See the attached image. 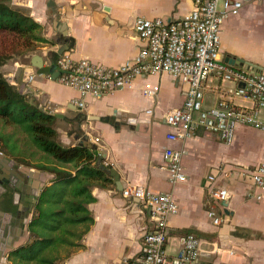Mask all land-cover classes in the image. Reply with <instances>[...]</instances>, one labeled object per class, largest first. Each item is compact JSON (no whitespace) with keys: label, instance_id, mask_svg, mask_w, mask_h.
Returning a JSON list of instances; mask_svg holds the SVG:
<instances>
[{"label":"crops","instance_id":"obj_1","mask_svg":"<svg viewBox=\"0 0 264 264\" xmlns=\"http://www.w3.org/2000/svg\"><path fill=\"white\" fill-rule=\"evenodd\" d=\"M17 6L27 9L42 24L43 36L49 40L31 58L39 54L44 65L51 66H56L63 46H68L66 51L73 58L118 66L134 58L142 45L134 28L137 17L179 19L194 8L192 0H21ZM221 55L224 60L226 56L243 58L254 64L247 69L264 72V0H246L239 14L224 21ZM31 58L29 62L13 60L2 71L41 106L57 113V123L67 122L65 131L57 127L64 144L88 136L87 142L104 149L100 152L105 164L119 176L116 180L111 174L114 181L109 188L93 189L96 200L90 209L95 222L83 239L84 248L61 264L136 262L151 223L150 212L140 201L123 196L122 188L129 184L173 194L179 210L168 219L169 253L178 250L180 235L193 232L201 241L203 264H264V197H255L257 188L244 174L264 161V131L240 125L234 141L226 144L219 135L200 126L191 138L170 141L165 115L183 105L187 89L171 74L143 76L131 88L95 98L60 84L50 72L33 71ZM148 83L159 85L154 98L143 92ZM80 98L86 101L82 109L73 103ZM206 98V107L212 106L216 94L210 92ZM236 101L249 103L239 97ZM149 109L151 113H147ZM167 146L183 150L185 181H169L163 160ZM240 151L255 159L243 161L246 167L237 172L233 164L240 161L236 159ZM6 157L11 162L0 168V264H11L9 251L28 239L27 224L34 203L26 201L27 194H39L52 178L49 173ZM11 171L17 175H12L17 184L27 187L25 197L24 191L10 188L6 179ZM211 175L229 189L230 197L225 202L211 198ZM213 208L222 217L219 225L213 224L208 215Z\"/></svg>","mask_w":264,"mask_h":264},{"label":"built area","instance_id":"obj_2","mask_svg":"<svg viewBox=\"0 0 264 264\" xmlns=\"http://www.w3.org/2000/svg\"><path fill=\"white\" fill-rule=\"evenodd\" d=\"M193 10L179 19L137 17L134 28L142 45L137 55L118 66H108L89 58H73L65 51L56 59L57 81L78 90L82 96L101 98L117 90L131 88L136 80L152 74L168 73L187 85L182 106L170 109L165 120L171 129L170 141L187 140L203 126L210 133L231 144L240 125L264 131V72L231 65L221 55V31L224 21L237 15L246 0H192ZM33 76H30L32 79ZM225 83H230L228 87ZM143 92L156 97L159 85L148 83ZM216 94L206 107V95ZM249 103H238L236 98ZM73 103L82 109L85 98ZM152 110H147L151 113ZM163 160L172 184L185 181L183 150L167 146ZM257 188L255 197H264V161L244 171ZM211 180V176L209 177ZM209 194L217 203L230 197L229 189L209 185ZM126 198L138 199L150 212L151 229L142 239L136 262L123 264H203L200 239L193 232L178 238V250L168 251V219L179 210L170 192H153L129 184L123 188ZM213 224L222 222L213 208L208 212Z\"/></svg>","mask_w":264,"mask_h":264},{"label":"trees","instance_id":"obj_3","mask_svg":"<svg viewBox=\"0 0 264 264\" xmlns=\"http://www.w3.org/2000/svg\"><path fill=\"white\" fill-rule=\"evenodd\" d=\"M43 43L49 40L42 24L12 0H0V151L52 176L34 202L28 239L9 251L11 264H61L84 248L83 239L95 222L93 189L109 188L114 181L112 166L98 149L84 140L64 144L56 126L59 115L2 71L16 58L29 62ZM76 133L83 138L82 131Z\"/></svg>","mask_w":264,"mask_h":264},{"label":"water","instance_id":"obj_4","mask_svg":"<svg viewBox=\"0 0 264 264\" xmlns=\"http://www.w3.org/2000/svg\"><path fill=\"white\" fill-rule=\"evenodd\" d=\"M63 27H65V24H63ZM66 50H68V46H63L61 49H60V51H59V53L60 54H62L64 51H66ZM225 61L226 62H228L229 64H231V65H237V66H242V67H245V68H252L253 66H254V64L253 63H251V62H249V61H247V60H245V59H243V58H239V57H231V56H226L225 57ZM31 64H32V68H33V71H35V72H38V73H52L53 74V78L54 79H56L57 78V71L55 70L56 68H55V66L54 65H44V58L41 56V55H39V54H35V55H33L32 56V58H31ZM89 138H88V136H85L84 137V140L86 141V143L87 144H90V146L92 147V148H96V149H98L99 151L100 150H102V151H104V149L103 148H101V147H98L96 144H94V143H89V142H87V140H88ZM81 143L83 142V140H81L80 141ZM11 161L3 154V153H0V168H2L3 167V165L6 163V164H8V163H10ZM3 170H5V169H3ZM11 174H13V175H15V176H17L16 174H15V172H9L7 175H8V178L7 179H10V177H11ZM111 174L115 177V179L116 180H118V174H117V172H116V170L115 169H112L111 170ZM11 183V182H10ZM9 183V186H10V188H15V189H20V190H22V191H24L23 193L25 194V195H23V197H25L26 196V191H27V187H20L19 185H12V184H10ZM123 189V188H122ZM28 195V199L26 200V201H29L30 203H34L35 201H36V199H37V196H38V194H35V193H32V194H30L29 195V193L27 194ZM22 197V198H23ZM24 199V198H23ZM137 201H139L138 199H136Z\"/></svg>","mask_w":264,"mask_h":264},{"label":"rangeland","instance_id":"obj_5","mask_svg":"<svg viewBox=\"0 0 264 264\" xmlns=\"http://www.w3.org/2000/svg\"><path fill=\"white\" fill-rule=\"evenodd\" d=\"M20 2H21V0H12V4L16 5V6L18 4H20ZM40 47H41V45L37 48V50L35 52L31 53L30 56L32 54H34V53H37V52L41 51ZM15 60L16 61H21V60L22 61L23 60L26 61V60H28V58L27 57H21V58H18V59L16 58ZM56 126L60 127L61 131H65L66 127L68 125H67V122H61V123H57ZM77 131L81 133V130L77 129ZM62 133H64V132H62ZM236 159H240V161L238 163H234L233 165L237 168L236 169L237 172H241V169L246 167L245 164L243 163V161H245V160L248 161V159L253 160L255 158L253 156H250V153H248V152L240 151L239 154H238V157ZM211 183L212 184H218L220 186H225L226 185L225 183H221V180H218L217 176H215V175H211Z\"/></svg>","mask_w":264,"mask_h":264},{"label":"flooded vegetation","instance_id":"obj_6","mask_svg":"<svg viewBox=\"0 0 264 264\" xmlns=\"http://www.w3.org/2000/svg\"><path fill=\"white\" fill-rule=\"evenodd\" d=\"M12 172H14V171H12ZM12 175H13V174H11L10 179H6V180H9V183L11 182L10 184H12V185H19V184H17V182L14 180L15 178H12ZM13 176H14V175H13ZM19 186H20V185H19Z\"/></svg>","mask_w":264,"mask_h":264}]
</instances>
